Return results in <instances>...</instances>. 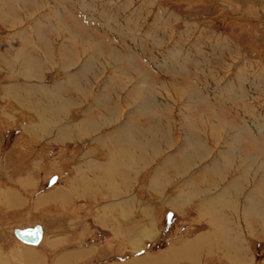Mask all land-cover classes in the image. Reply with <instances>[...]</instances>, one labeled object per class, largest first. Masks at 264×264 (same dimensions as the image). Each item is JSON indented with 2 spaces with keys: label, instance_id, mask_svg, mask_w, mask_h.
Wrapping results in <instances>:
<instances>
[{
  "label": "rangeland",
  "instance_id": "1",
  "mask_svg": "<svg viewBox=\"0 0 264 264\" xmlns=\"http://www.w3.org/2000/svg\"><path fill=\"white\" fill-rule=\"evenodd\" d=\"M10 3L15 11L0 2L5 20L19 21L0 18V260L26 264L21 254L32 248L41 264H75L91 251L99 256L92 263L264 264V243L253 237H264V0ZM168 81L179 89H165ZM125 143L155 146L140 154ZM193 143L214 152L192 159ZM113 152L122 157L114 154V166ZM184 158L194 168L178 176ZM221 168L227 173L216 176ZM190 184L199 194L179 197ZM34 223L47 228L39 248L14 232ZM215 224L226 233L217 247ZM76 225L87 239L71 241ZM204 231L203 248L209 240L220 258L183 247Z\"/></svg>",
  "mask_w": 264,
  "mask_h": 264
},
{
  "label": "bare ground",
  "instance_id": "2",
  "mask_svg": "<svg viewBox=\"0 0 264 264\" xmlns=\"http://www.w3.org/2000/svg\"><path fill=\"white\" fill-rule=\"evenodd\" d=\"M1 1H3V4H2V8H5V7H7V9L10 11H15L16 10V7H15V5L14 4H11L10 3V1L11 0H0V2ZM13 2H19L20 4H23V1L24 0H12ZM26 1V0H25ZM30 4H33V8H39L40 7V4H38V3H36V2H29V7H31V5ZM2 8H0V9H2ZM260 8V7H259ZM8 10L6 11V12H8ZM51 11V10H50ZM53 12V11H52ZM3 16H5V15H3L2 13H0V18H1V20H5L6 18L5 17H3ZM9 18H8V20H16V21H18V19H17V17L16 16H8ZM8 20H5V21H8ZM10 22V21H9ZM19 22V21H18ZM9 26H15V25H13V24H8V28H9ZM18 33H19V30L17 31ZM16 32V33H17ZM20 34V33H19ZM21 35V34H20ZM80 41V40H79ZM23 43L24 42H22L21 44H20V47H21V51H23L24 49H26V46H27V44H24L23 45ZM36 44L38 45V47H40V45H41V47H42V42H37L36 41ZM78 45V44H77ZM77 45H75V47H77ZM83 45V44H82ZM96 45H98V43L96 44L95 43V47H97ZM99 46V45H98ZM77 48H80V47H77ZM112 49V48H111ZM111 49L109 50L110 51V53H108V57L107 58H109V59H112V57L114 56V53H112V52H114V50L113 51H111ZM86 51H88L89 49H85ZM98 50V49H97ZM80 51H82V50H80ZM100 51V50H99ZM102 51V50H101ZM72 53V52H71ZM28 54V53H27ZM26 54V55H27ZM66 56H69V53L68 54H66ZM71 56V55H70ZM73 57H71L72 59H75L74 57H75V55H72ZM47 57V56H46ZM49 57V56H48ZM60 57H65V55L63 56V55H61ZM65 58H67V57H65ZM19 60H21V61H23V62H29V63H31V60L29 59V58H26V60H24V55L23 56H21V57H19L18 58ZM51 61V60H50ZM104 61H105V58H104ZM107 62H108V60H107ZM128 63H130V62H128ZM33 64H35L36 66L38 65V63L35 61V60H33ZM169 82V83H168ZM168 82H164L162 85H166L165 86V89L166 88H168L169 90H171V91H173V92H176V89L178 90L179 88H176L175 89V87H176V82L174 81V82H170V81H168ZM163 88V87H162ZM161 89V88H160ZM181 91V90H180ZM179 92V91H178ZM188 92V91H187ZM182 93V92H181ZM161 104V103H160ZM160 104L158 103V107H159V110H158V113H153L154 111H156L157 109H154L153 111H152V114L153 115H155V116H157L158 118H159V114H160ZM162 105V104H161ZM113 114H115V113H113ZM162 121H164L163 120V118H162ZM31 123V122H30ZM28 124V123H27ZM221 125H223V123L221 124ZM163 138L164 137H162V140H163ZM147 145H145V143H143V145H141V143H140V145H139V143H125V145H126V147H131L132 149H137V150H140V152L141 151H143L144 152V150H145V148L146 147H150V146H155V143H146ZM226 147V148H225ZM224 148V150H225V154H229V152H231V150H232V148L234 147V145L233 146H231V145H229L228 147L227 146H225ZM217 148H219V146L217 147ZM191 150H192V159H197L198 160V158H201V156L204 154V155H207L208 153H210L211 151H213L211 148H207V146L205 145V143H193L192 145H191V148H190ZM221 151H223V150H221ZM214 152V151H213ZM213 152L211 153V156H213ZM117 154V153H112V156H114L112 159H113V162H112V166H114V165H116V162H117V157L119 156L118 154H117V157H116V159H115V155ZM140 154H142V152L140 153ZM152 154H155V153H152ZM151 154H149L148 156H150ZM230 155V154H229ZM216 156V155H215ZM120 157L121 156H119V159H120ZM152 157V156H151ZM122 158V157H121ZM209 158V157H208ZM216 158L217 159H220V158H224L223 157V155H221V154H218L217 153V156H216ZM115 160H116V162H115ZM224 160H225V158H224ZM198 161H200V160H198ZM206 162V161H205ZM119 163V162H118ZM182 163H184V166L182 167V166H180L179 167V169H178V176L179 175H181V174H183L184 172L185 173H187V171L190 169V168H194V164H191V163H189V160L188 159H185L184 158V160L182 161ZM215 164V163H214ZM112 166L110 165V164H103V165H99V169H101V170H105L107 173H108V175L110 176V175H112V173H113V169L115 168H113L112 169ZM218 167V166H217ZM116 169V168H115ZM119 169V168H118ZM116 172V171H115ZM214 173H215V175L216 176H222L221 174H223V173H227V169H223V168H221V169H214ZM213 173V174H214ZM241 173V172H240ZM243 174V173H242ZM185 175V174H184ZM7 176V175H6ZM245 176V175H244ZM238 178H239V175L237 176ZM106 185H107V187H105L106 189H108V190H110L109 192H114V193H116V192H118V187L117 186H115L114 184H112V182L111 181H109V178H107L106 179ZM191 186V188L190 189H192V191H190L189 193H187L186 191H184V189L183 188H181V190H182V193L181 194H178L179 195V197L181 196V195H184L183 197L184 198H186V197H190V195H191V192L192 193H198V192H200V188H198L195 184H190ZM261 184H259V186H260ZM183 187V186H182ZM187 187V186H186ZM194 190V191H193ZM199 190V191H198ZM117 194V193H116ZM176 194V193H175ZM199 194V193H198ZM192 196V195H191ZM116 197V198H115ZM114 198H115V202H119V203H121V204H124V205H126L127 203H128V201L127 200H124L125 198H122V199H119L118 198V195H116ZM175 198H177V197H175ZM252 198V197H251ZM174 199V198H173ZM225 199V201L227 200V198H224ZM177 202V201H176ZM232 204H234V203H232ZM232 206V205H231ZM244 207H246V206H244ZM176 207H174V209H175ZM246 209H247V207H246ZM256 209V206H254V205H252L251 204V212H254V210ZM248 210V209H247ZM256 211H260V209H258V210H256ZM133 213V212H132ZM205 213V212H204ZM213 213H215V210H207V213L206 214H208L209 215V217L210 218H212L213 220L215 219V216L213 215ZM126 214H128V212L126 213ZM126 214L123 212V213H121V215L123 216V217H126ZM120 215V217H122ZM233 214H231V216H232ZM201 216V215H200ZM229 218V217H228ZM231 218V217H230ZM234 218H236V217H234ZM233 218V219H234ZM239 218V217H238ZM119 219L120 218H118L117 219V221L119 222ZM233 219H231L232 220V223H230V224H234V226H235V228H234V231L235 230H238L237 231V238L238 239H240V237L241 238H243V239H246L247 240V238H249V236L251 235V234H248L249 233V231H247L248 230V228L247 229H245V228H243V227H241V224H240V222H237V223H235L236 221H234ZM228 220V219H227ZM230 220V221H231ZM237 220V219H236ZM150 222L151 223H153V221L152 220H150ZM213 223H215V222H212V224ZM250 223V222H249ZM40 225L41 226V228H42V239H41V241L38 243V244H29V243H26V242H24V241H22L21 239H19L18 237V239L19 240H21V242H24V243H26V244H28V245H32V246H37V248H39V247H41V245H42V242H43V240H44V237H45V234L47 233V228H45V226H43L42 224H40V223H34V224H28V225H22V226H16V228H21V229H23V228H26V227H33V226H35V225ZM247 224H248V221H247ZM214 226H216V224L214 225ZM230 226H232V225H230ZM248 226V225H247ZM124 228V227H123ZM133 228V227H132ZM147 229V235H151V234H154V231L152 230V228L151 227H147L146 228ZM15 230V229H14ZM221 230V227H219V229L217 228V226L215 227V229L214 230H210V235H211V237H213V239H214V245H215V247H217L218 245H217V243H218V241L219 240H223V242L224 241H226V239H224L223 238V235H226V233H224L225 232V230L224 231H220ZM135 231V235H137L138 237H140V236H142V234H144L145 232H146V230L144 229L143 231L141 230V229H138V230H134ZM231 232V231H230ZM233 232V231H232ZM231 232V233H232ZM134 233V232H133ZM221 233V237H219V234ZM127 234V233H126ZM130 234H132V233H130ZM223 234V235H222ZM248 234V235H247ZM134 235V234H133ZM247 235V236H246ZM153 239V238H152ZM202 239H208L207 237H203ZM242 239V240H243ZM136 240V239H135ZM134 240H132V242H133ZM131 241H130V244L132 243ZM134 243V242H133ZM127 244V243H126ZM146 244V243H145ZM190 244L191 243H186L185 244V246L183 245V247L184 248H190ZM207 245L208 246H210V242H209V240L207 241ZM207 246V251H210L211 249L209 248ZM132 249V248H131ZM133 249L134 250H136V246H133ZM216 251V250H215ZM244 251H246V250H244ZM188 253H190V252H188ZM21 255H24V258H25V261H26V264H41V262L43 263V261H41L44 257L41 255V252H39V253H36V252H34L33 250H32V248H25L24 249V251H23V253L21 254ZM240 256V255H239ZM73 258H78V253H75L73 256H72ZM187 257H189V255L187 256ZM241 257V256H240ZM190 258V257H189ZM75 259V260H76ZM136 259V258H135ZM229 260H230V258H228ZM227 259V260H228ZM186 260H191V259H186ZM5 261H7L6 260V258L5 259H3V260H0V264H5ZM73 261V260H72ZM22 262V261H21ZM118 263H121V264H125V262H119L118 261Z\"/></svg>",
  "mask_w": 264,
  "mask_h": 264
},
{
  "label": "crops",
  "instance_id": "3",
  "mask_svg": "<svg viewBox=\"0 0 264 264\" xmlns=\"http://www.w3.org/2000/svg\"><path fill=\"white\" fill-rule=\"evenodd\" d=\"M119 42H120V40L119 39H117ZM169 214L172 216V212L170 211L169 212ZM75 227V226H74ZM258 228V230L259 231H263V230H261L260 228H259V225L257 226ZM254 229L256 230V228H255V226H254ZM72 232H73V239L71 240L72 242H79V241H83L84 239H87L86 237L88 236V230L87 229H80V227H78V225H76V227H75V229L73 228V230H72ZM209 232H210V230H209ZM256 232V231H255ZM263 233H264V231H263ZM205 234H207V231H204V233H200L199 235H198V237L196 238V239H193V240H190V245H192L193 243H196V244H199V247L200 248H206L205 246H204V244L202 243V242H204V240L202 239L203 238V235H205ZM256 234V233H255ZM60 235H54V237H59ZM68 236L69 235H64V236H62L63 237V239L65 240V243H68V240H70L69 238H68ZM52 238H53V236H51ZM50 237V238H51ZM67 237V238H66ZM70 237V236H69ZM254 238H256L257 239V241H261L262 242V244L264 243V237H256V235H254L253 236ZM253 237H250V238H248L249 239V242L251 241V239L253 238ZM49 238V239H50ZM51 238V239H52ZM50 239V240H51ZM246 240V239H245ZM254 240V239H253ZM44 244H46V245H48L49 247H50V250H55V249H53L49 244H48V242H45ZM246 246H248V251H247V254H248V256H252V254H251V252L249 251V243H247V245ZM203 248V250H204V252L206 253V256H207V258H213V259H215V257L216 258H220V255H218V253H219V251L217 252V253H211L212 251H207V250H205ZM58 250V249H57ZM57 250H55V251H57ZM199 250V249H198ZM79 250H77V251H73V252H78ZM92 252V253H91ZM90 253V255L89 256H86V254H84V256H86V257H82V258H84V260H82V258L80 259V257H79V260H78V262H76L75 264H88V263H90V264H111V263H109V262H96V263H92V261H96V260H98L99 259V256L97 257L96 256V252L97 251H91ZM202 250H199V254H197V256H203L205 253H204ZM169 254L171 253L170 251L168 252ZM56 254V253H55ZM63 253H61L60 255H56L55 256V261L54 262H56L59 258H60V256L62 255ZM218 255V256H217ZM78 256H79V254H78ZM101 258V257H100ZM171 257L169 256V259H170ZM203 259V258H202ZM53 262V263H54ZM187 262V261H186ZM188 263V262H187ZM190 264H192V263H190Z\"/></svg>",
  "mask_w": 264,
  "mask_h": 264
},
{
  "label": "water",
  "instance_id": "4",
  "mask_svg": "<svg viewBox=\"0 0 264 264\" xmlns=\"http://www.w3.org/2000/svg\"><path fill=\"white\" fill-rule=\"evenodd\" d=\"M15 235L22 241L29 244H38L42 239V228L40 225L26 228H15Z\"/></svg>",
  "mask_w": 264,
  "mask_h": 264
}]
</instances>
